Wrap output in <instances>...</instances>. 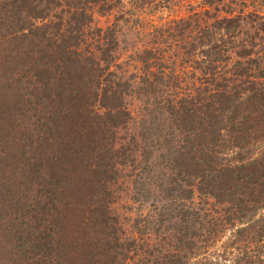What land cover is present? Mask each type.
<instances>
[{
  "label": "trees",
  "instance_id": "16d2710c",
  "mask_svg": "<svg viewBox=\"0 0 264 264\" xmlns=\"http://www.w3.org/2000/svg\"><path fill=\"white\" fill-rule=\"evenodd\" d=\"M198 1L0 0V264H264V0Z\"/></svg>",
  "mask_w": 264,
  "mask_h": 264
},
{
  "label": "rangeland",
  "instance_id": "374dc122",
  "mask_svg": "<svg viewBox=\"0 0 264 264\" xmlns=\"http://www.w3.org/2000/svg\"><path fill=\"white\" fill-rule=\"evenodd\" d=\"M193 9H196V10L201 9L200 3L198 0H180L177 6L173 7L172 9L154 11L150 14H147L145 18L143 17V19L145 21V24H147V26L150 29V27L152 26H159L161 24L163 25L165 22L171 21L173 19L183 18L187 16ZM108 20H111V19L102 18L103 22L108 21ZM15 83H16L15 81L9 80V78L6 75H0V93H4L3 104H6V102H9L10 104L8 107L5 108V111L2 108L0 109V112L10 111L13 108V104L11 103V101L13 100V98H11L13 96L11 94L12 92H10V90L8 91L6 90L9 86L10 88L15 87L16 86ZM6 95H10V96L7 97ZM22 97L23 96H21L20 99H22ZM11 111H16V110L12 109ZM6 114L7 113H4V116L0 117V123L1 121H3V119H5L6 124H9L8 118L5 116ZM26 121H28V119ZM29 124L30 122L28 123V125ZM23 134L24 133L22 132L18 133L19 137L22 136ZM6 258H9L10 261L1 260V264H31V262H27L25 260H22V262H19L18 257L15 255H8Z\"/></svg>",
  "mask_w": 264,
  "mask_h": 264
}]
</instances>
